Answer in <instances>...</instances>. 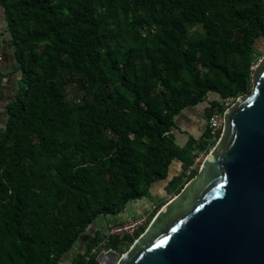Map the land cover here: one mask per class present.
Instances as JSON below:
<instances>
[{
	"label": "trees",
	"instance_id": "1",
	"mask_svg": "<svg viewBox=\"0 0 264 264\" xmlns=\"http://www.w3.org/2000/svg\"><path fill=\"white\" fill-rule=\"evenodd\" d=\"M0 6V47L14 48L19 73L0 129V264H58L97 216L150 197L175 160L182 173L166 189L179 194L197 174L183 179L192 152L208 155L221 131L214 136L207 125L199 140L190 136L179 148L175 117L209 93L235 103L254 89L264 0ZM76 80L83 98L72 104L66 87ZM211 106L207 120L227 109L219 101ZM145 229L122 237L96 233L70 264H96L103 250L123 253L121 245L131 247Z\"/></svg>",
	"mask_w": 264,
	"mask_h": 264
},
{
	"label": "water",
	"instance_id": "2",
	"mask_svg": "<svg viewBox=\"0 0 264 264\" xmlns=\"http://www.w3.org/2000/svg\"><path fill=\"white\" fill-rule=\"evenodd\" d=\"M197 174L116 264H264V60ZM116 254L99 253V264Z\"/></svg>",
	"mask_w": 264,
	"mask_h": 264
},
{
	"label": "rangeland",
	"instance_id": "3",
	"mask_svg": "<svg viewBox=\"0 0 264 264\" xmlns=\"http://www.w3.org/2000/svg\"><path fill=\"white\" fill-rule=\"evenodd\" d=\"M3 11L2 7L0 6V28L3 25ZM256 50V64L254 65V70L258 68L261 62L264 60V37L259 39L255 44ZM21 86L24 87V84L21 82ZM0 87H1V80H0ZM1 91V88H0ZM4 91V90H2ZM66 93L68 101L72 104H79L82 102V86L78 80L71 83L69 86L66 87ZM212 101H219L223 108H230L235 103L232 102L231 99L229 100H222L220 99L218 94L209 93L206 97V100L197 106L188 107L181 112L182 115H179L178 118L175 119V123L179 126H182L185 122L184 119L181 121L183 116L190 114L194 116L195 119L198 121L200 120V125L197 130L192 132V137L196 140H199L206 129L207 126V118L206 114L213 110L211 106ZM226 109V110H227ZM216 113V112H215ZM224 115V114H223ZM199 118V119H198ZM183 127V126H182ZM223 126L219 130L222 134ZM213 134V133H212ZM220 134V136H221ZM216 136V134H213ZM190 137V136H189ZM215 138H213L214 140ZM185 141V135H178L177 137V145L179 148L184 147L182 142ZM219 139L216 141L215 146ZM214 144H209L210 152L215 148ZM209 152V153H210ZM194 164L187 169L185 174L183 175V179H186L193 172H198L207 157V154L203 150H195L192 152ZM179 163V164H178ZM182 173V165L180 161L175 160L169 168V176L166 180L156 182L152 185L150 189V197L142 198L139 200L131 201L119 214L104 216L100 215L97 216L94 221L89 224L84 233H82L78 239L74 242L71 249L64 254L58 264H70L71 259L77 254L82 253L85 250V246L87 242L95 236L96 233H99L102 238H106L110 235H119L122 237L125 234L130 236H134V234L143 228L146 225V229L153 221L159 210L168 203L175 195L173 192H169L167 188V184L171 178L174 176L180 175ZM145 229V230H146ZM103 244V242H99L98 245ZM131 247H127V242L121 245V251L123 253H119L116 251H111L112 253L116 254L117 257L111 264H116L117 260L126 253ZM90 253H96L97 249L93 248L90 250ZM107 251H101V253H106ZM98 255V254H97ZM97 257V256H96ZM95 263L99 264L95 258Z\"/></svg>",
	"mask_w": 264,
	"mask_h": 264
},
{
	"label": "crops",
	"instance_id": "4",
	"mask_svg": "<svg viewBox=\"0 0 264 264\" xmlns=\"http://www.w3.org/2000/svg\"><path fill=\"white\" fill-rule=\"evenodd\" d=\"M0 31H4V24L0 28ZM3 74L4 77L1 80V91H0V129H4L5 123L7 121V112H6V104L13 98L14 94L17 91V79L19 73L16 71V59L14 57V48L6 43L3 46ZM4 90V91H2ZM184 111V110H183ZM183 113V112H182ZM179 115H182L181 113ZM176 116V118L179 117ZM184 119V124L179 126L175 123L172 128V135L175 140V144L177 145V137L182 134L185 135V141L182 144L185 146L189 136L192 135L191 130L194 128L197 130L200 125V120L194 118L190 114H187L181 118V121ZM199 119V118H198ZM178 146V145H177ZM183 148V147H182ZM179 164V163H178Z\"/></svg>",
	"mask_w": 264,
	"mask_h": 264
},
{
	"label": "built area",
	"instance_id": "5",
	"mask_svg": "<svg viewBox=\"0 0 264 264\" xmlns=\"http://www.w3.org/2000/svg\"><path fill=\"white\" fill-rule=\"evenodd\" d=\"M2 66H3V51L2 48L0 47V73L2 71ZM223 114L220 112L213 113L212 116L208 119L207 125L211 129V132L213 134H216L219 132V130L223 126Z\"/></svg>",
	"mask_w": 264,
	"mask_h": 264
}]
</instances>
